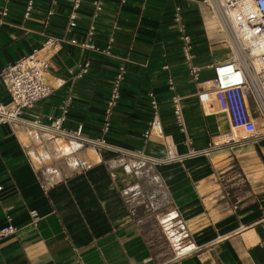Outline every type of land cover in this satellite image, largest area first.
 Segmentation results:
<instances>
[{
    "label": "crops",
    "instance_id": "crops-1",
    "mask_svg": "<svg viewBox=\"0 0 264 264\" xmlns=\"http://www.w3.org/2000/svg\"><path fill=\"white\" fill-rule=\"evenodd\" d=\"M48 38L57 42L42 48ZM226 41L203 0H0V72L41 49L52 91L21 121L0 122V233L15 227L0 236V264H264V138H248L213 94V65L231 56ZM204 90L211 97L201 101ZM9 101L0 79V103ZM61 115L64 129L81 127L108 145L31 125ZM155 115L163 133L146 134ZM222 160L246 162L251 177L233 206L206 175Z\"/></svg>",
    "mask_w": 264,
    "mask_h": 264
},
{
    "label": "built area",
    "instance_id": "built-area-1",
    "mask_svg": "<svg viewBox=\"0 0 264 264\" xmlns=\"http://www.w3.org/2000/svg\"><path fill=\"white\" fill-rule=\"evenodd\" d=\"M242 1L203 0V4L214 15L222 31L219 17L228 14L229 11L240 6ZM250 1L255 3L258 13L247 15L245 19L249 24H255L260 35L264 38V0ZM30 5L31 2L29 1L25 15L29 14ZM71 23L73 24L72 20ZM181 38L183 39V51L188 63V71L194 78H198V66L191 60V39L185 33H182ZM234 40L235 48L226 41L232 54L229 56V60L213 65L215 74L213 84L214 99L221 112L229 115L230 122L233 125L243 127L248 132V138L257 142L258 139L264 138V52L258 54L260 65L256 66L253 62V57L256 58V55L250 53L249 47L244 43L245 41L237 33L235 34ZM72 41L75 42V40ZM56 42L57 40L48 38L42 48H52ZM84 45L89 46L86 43ZM40 51L41 49H34L30 54L6 65L2 72H0V79L10 93V101L8 103H0V122L21 121L23 110L31 107L37 100L52 92L50 85L44 82L42 76L49 66V58L43 56ZM237 74H239V77L236 76ZM110 93L105 108L104 120L101 125L102 132L109 131L112 110L119 95L118 81L112 85ZM210 93V90L202 91L199 94L201 101L210 99ZM180 99L177 94L173 96L174 114L178 123L184 128V116ZM153 103H155L154 100ZM63 119L64 115L52 117L49 124H44L36 119L32 121L31 125L51 134L53 137H65L67 139L77 140L83 144L99 147L108 145L102 135L94 137L83 135L81 127L74 131L64 129L62 127ZM156 130L163 133L162 123L155 115L150 124V128L145 133L150 134ZM31 213L35 216V211H31ZM176 221L183 225L179 233H181L182 238H186L189 235L185 227L186 225H184L181 218L176 219ZM164 226L163 229L166 233L167 231ZM14 231L15 227L9 225L1 231L0 236ZM170 241L173 245L172 240ZM262 242L264 245V238Z\"/></svg>",
    "mask_w": 264,
    "mask_h": 264
},
{
    "label": "bare ground",
    "instance_id": "bare-ground-1",
    "mask_svg": "<svg viewBox=\"0 0 264 264\" xmlns=\"http://www.w3.org/2000/svg\"><path fill=\"white\" fill-rule=\"evenodd\" d=\"M258 9L257 6L253 1L243 0L240 6L232 9L229 11L228 14L223 15L220 18L221 28L224 31L225 37L228 42L235 48V34L237 33L239 37L245 41V45L249 47L250 53L252 55H256V58L253 57V62L256 66H259L258 54L260 52H264V38L260 35L255 24H249L246 21L245 16L257 14ZM232 55V54H231ZM43 76V74H42ZM239 77V74L236 75ZM44 80V79H43ZM154 133H158L161 135V132L157 130ZM62 146L67 148V144L63 139H59ZM231 138L225 139V141H221L215 144H223V143H230Z\"/></svg>",
    "mask_w": 264,
    "mask_h": 264
},
{
    "label": "rangeland",
    "instance_id": "rangeland-1",
    "mask_svg": "<svg viewBox=\"0 0 264 264\" xmlns=\"http://www.w3.org/2000/svg\"><path fill=\"white\" fill-rule=\"evenodd\" d=\"M227 163L228 160H222L216 163L215 168H210L209 172H207L206 170L207 174H205L210 177V182L218 183L215 185L216 191L218 190L219 192L225 194L227 203L233 206L239 203V197L242 196L241 194L245 193L251 188V177H249L250 175H248L247 170H245L244 166L246 162L233 161L232 166H229L230 164ZM173 217H176V214H174ZM181 219L184 223L185 220L183 218ZM176 223L177 226L175 228L181 229L183 225L179 224L178 221H176ZM167 224L169 225L168 228L170 233H173V230H175V228L173 227L175 223H173V221L171 220Z\"/></svg>",
    "mask_w": 264,
    "mask_h": 264
},
{
    "label": "water",
    "instance_id": "water-1",
    "mask_svg": "<svg viewBox=\"0 0 264 264\" xmlns=\"http://www.w3.org/2000/svg\"><path fill=\"white\" fill-rule=\"evenodd\" d=\"M259 152L261 153V156L264 158V153L261 152L260 148L258 147Z\"/></svg>",
    "mask_w": 264,
    "mask_h": 264
}]
</instances>
